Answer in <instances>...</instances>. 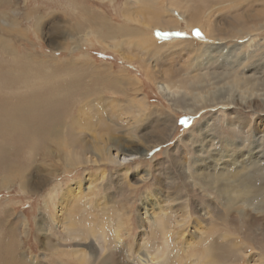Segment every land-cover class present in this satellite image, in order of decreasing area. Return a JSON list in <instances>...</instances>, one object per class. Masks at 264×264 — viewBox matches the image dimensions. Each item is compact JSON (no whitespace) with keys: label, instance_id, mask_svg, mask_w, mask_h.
<instances>
[{"label":"rangeland","instance_id":"374dc122","mask_svg":"<svg viewBox=\"0 0 264 264\" xmlns=\"http://www.w3.org/2000/svg\"><path fill=\"white\" fill-rule=\"evenodd\" d=\"M145 1L0 0V264H68L77 240L64 241L54 222L55 208L60 191L83 181L89 173L105 172L96 195L116 193L121 218L131 228L128 233L122 231V241L106 253L89 240L91 259L84 264H139L134 254L129 258L128 249L133 252L139 234L136 218L141 198L155 191L156 180L163 189L172 187L173 192L172 180L181 179L179 172L191 175L194 185L186 184L182 193L187 195L192 218L207 200L223 204L217 187L207 185L201 190L193 171L203 159V165L215 162L219 168L231 161L227 155L218 161L220 152L237 155L240 149L247 151L256 144L254 126L264 113L246 108L243 101L233 107L232 98L225 97L230 91L227 83H233L234 78L246 95L250 88L257 94L264 92V29H249L264 24V0ZM162 7L171 8L170 12L165 13ZM180 13L185 17L178 18ZM206 16L211 21H206ZM133 27H140L142 36H134ZM202 28L214 31L215 38L207 37ZM240 28L250 34L228 37ZM109 29L115 30V43L109 40ZM145 38L157 49L143 45L141 39ZM200 50L204 51L201 59ZM165 68L169 72L163 77L161 69ZM165 80L174 86L178 81L180 93L163 95L158 87ZM185 89L207 97L196 107L192 97H181ZM249 99L261 105L259 97ZM140 101L146 108L137 116L134 106ZM232 110L242 121L250 120L248 134L230 123L236 116ZM126 123L133 127L131 135ZM55 127L63 141L71 132H81L79 139L89 144V137L112 128L111 138L122 143L114 145L116 150L127 148L131 136L138 139L140 135L157 144L149 155L138 156L124 167L71 165L52 144ZM164 128L165 137L156 139ZM242 137L247 140L239 149L235 143H241ZM259 143L254 153L264 151V137ZM258 163L245 169L254 176L255 195L264 185V159ZM255 206L264 209V193L256 198ZM116 217L112 212L110 224L117 222ZM256 217L264 224V213ZM224 232L227 235L221 242L229 253L221 264H248L255 253L264 256V237L244 218H223L216 233ZM185 258L180 250L174 251L168 264H184Z\"/></svg>","mask_w":264,"mask_h":264},{"label":"bare ground","instance_id":"6f19581e","mask_svg":"<svg viewBox=\"0 0 264 264\" xmlns=\"http://www.w3.org/2000/svg\"><path fill=\"white\" fill-rule=\"evenodd\" d=\"M144 2L146 1L144 0ZM144 2H142L143 5L145 4ZM139 3L137 2L136 4ZM183 3L184 2H182V5ZM142 4L140 7H143ZM145 7L146 6L144 5V9ZM137 8L138 10L136 11L138 16L139 14L138 12L140 8L139 7ZM162 8L165 13L167 12L169 13L171 9L167 7H162ZM194 11H191V13ZM181 13L178 16V18L180 19L185 17ZM185 13L186 12L184 11V14ZM207 16H206V21L209 20L210 18V17L208 18ZM245 16L242 18H245ZM188 19L189 18L187 17V20ZM108 27L111 28V26H109V23H108ZM133 29H135L136 31L134 32ZM249 29H252L253 31H256L257 29L261 30L264 29V24L260 25L258 28L253 26L250 27ZM130 30L131 31L133 30L132 32L135 34L134 36H136L137 34L139 36H142V30L140 27L138 28L133 27ZM202 30L207 33L206 34L207 37L212 39L215 38L214 31L208 32V30H206L205 28H202ZM98 32H101V30H98ZM108 32H110V35L112 36L111 39L109 40L114 41L115 43V41L117 40L115 34H113L115 33V30L109 29ZM128 33L130 32L128 31ZM231 33L232 35L228 34V37L234 35L236 36L246 35L247 33L250 34V31L247 32L245 31L244 28H240L237 30H233ZM127 35H123V36H127ZM105 36H107V34ZM216 39L218 41H222V38H216ZM141 42L143 45H147V46L155 45L153 41L151 42L152 44L151 45L150 40L146 38L141 39ZM154 47L156 48V45ZM205 49H207V47ZM205 49L204 51H206ZM204 51L202 50L198 51L200 52L198 53L199 59L202 58L201 55H203V53L201 52ZM168 72L169 71L166 68L161 69V74L163 77H166ZM238 82L239 81L235 80L234 78L233 83L230 82L227 83V86L230 88V91L228 92L229 95L225 97V100L226 98L227 99L232 98L231 100H229V102H231L233 107H236L239 101H243L247 105L246 108L255 109L256 111H258V113H264V92L262 94H257L254 92L253 88H250L249 90L248 88H246L248 90L247 91L248 95H246V91L243 92L241 90L244 89V87H242V85L241 86L238 85ZM174 85H171V83L165 80L164 82L159 83L158 89L161 92H163V95L165 96L175 97L176 95H178V93H180L178 87V81H177V85L176 86ZM187 86L188 85H186V88ZM237 92H238V96L235 95ZM182 96L183 99L185 98V96L192 97L194 99V102H196L195 104L196 107L199 104H201L203 101H205L204 99H206L207 97L202 95L198 91L191 92L189 91V89H185V92L183 93V95H181V97ZM252 96L259 97L261 99L262 106L256 104L255 101L252 102V100L249 99ZM143 102L144 101L137 102L136 106H134L135 108L137 107L136 108L138 111L137 116H139L143 112V108H146ZM225 102L228 103V101ZM113 104H111L110 102V105L113 106ZM231 114H236V116L233 115L234 120L231 121L230 123L233 125L235 124L239 128V130L244 134H248L249 131L251 130L250 120L242 121V118L239 116V114L236 113L235 110H232ZM126 125L129 128L128 129L129 135H131V132H133V127L130 123H126ZM206 127L207 124L203 125L202 128L204 129ZM254 128H255L254 135L258 136L257 137L258 139L256 140V144L252 145L249 150L242 151L240 149V147H242L244 142L247 140L246 137H242L241 143H235V145L240 149L237 152V155L226 154V152L223 151L220 152L219 156L217 155L218 161L219 160L222 161L221 155L224 156L227 155V157L230 158L231 160L230 162L224 161L225 164H222V166L220 165L221 167L217 168V164L215 162L211 164L203 165L202 163L205 162V159H203L199 167L193 171L197 179L200 180V184H197L199 188L201 190L202 189L204 190L205 186L207 187V185H210L212 189L217 187L216 193L222 196L223 204L216 203L215 201L208 202L209 200H207L206 202H204L205 203L204 205L202 204L203 206L197 205L198 209L197 211H195L196 214H193L194 218H192L187 195L182 193V189H184L186 184L187 185L189 184V186L191 187L192 185H194L193 182H190L191 175L190 174L188 175L185 171L179 172L181 179L176 177L172 180L174 184L173 188H175L173 192L170 191L172 187L170 189L169 188L163 189L161 187L160 181L159 180L155 181V189H154L155 191L152 193L145 194L144 197L141 198V202L139 204L140 209L137 212V218H136L139 227V234L136 238L135 247L134 248L132 247L133 252L130 248L128 249L129 258L133 259L134 256L132 254H134L139 264H168L169 258L173 254V252L180 250V253L181 254L184 253L185 257H187L185 258L186 260L184 264H221L220 262L224 260L229 253V251L225 248V246L222 245L221 242L222 239L226 237L227 233L226 232L216 233V230L220 225H222L223 218L226 217L232 218L234 216H240L244 218L245 223H247L248 226H250V228L254 229L255 231H258L260 235L264 237V224L260 223L256 217L258 216V214L261 215V213H264V209L260 210V206L259 208H256V206L254 207L256 198L257 197L259 198L264 193V185L259 187L258 191L256 189L258 193L260 192V195L258 193H257L258 196L255 195L254 191L252 190L253 188H255L254 187L255 184L252 182L255 180L252 178L254 176L245 173L246 171L245 169L248 166H253L254 164L258 163L260 159H264V157H260L259 154V153L263 154L264 151L254 153L256 149L260 148L261 146V144L259 143L260 139L264 137V114H261L257 118ZM111 130L113 129L111 128ZM111 130L106 132L105 134H103L102 131L101 132L98 131L96 133L97 130H94L96 134H94L92 137H89V142H91V144H89L88 142H84L83 140L79 139L80 135H83V133L81 132L79 133L71 132L70 133L71 139L68 138V139H64L63 141L61 138L62 134L60 133L58 127L57 128L55 127L54 138L52 137L51 141L52 144L55 146L58 154L59 153L62 154L65 161L71 165L90 163V165H94V166L114 165L118 167H124L127 164V162H131L138 156L141 158L143 156L149 155L150 152L154 149L155 145L157 144L156 142L147 141V139L144 140L142 137H140V135L138 136V139L132 138L131 136L129 140H126L127 143H129V146L127 148H124L123 150H116L117 148H115L114 145L116 143H119L118 142L119 140L115 141L111 138L110 134L112 135L114 134V130L113 132ZM165 130H166L165 128L160 129V132H158V134H156L154 137H157L156 139L161 138L162 135L165 137V133H166ZM211 139L214 140V138ZM109 141H112L111 146H108ZM119 144L121 145L122 143ZM225 145L231 146L232 143L225 142ZM182 167L183 164L181 163L180 169L184 168ZM258 171L262 174L261 170ZM105 175L106 174L103 171H100L97 174L89 173L83 181H76L73 184L66 186L64 189L60 191V195H59L60 197L57 200V205L55 208L54 222L58 225V228L61 229L62 234L65 236L64 241L77 240L75 244L76 246H78L71 251L69 257H71L72 259L67 261L68 264L88 263V260L91 259V255L89 253V244H87L89 240H94L98 248L102 251V253H106L114 243H118L122 241L123 233L124 232L128 233L131 228V224L129 225L127 224L126 226V223H124L125 221L123 220V218H121L122 215L118 211L119 207L115 201L116 193L103 192L99 196L96 195L98 190V185L100 184V182L101 183L103 182ZM261 176L264 179V175L262 174ZM255 208L259 209V211H256ZM112 212L117 213V217H116L117 222L115 224H110L111 223L110 216H112ZM128 215L129 214L127 213V216ZM190 219L191 221L188 222V220ZM130 221L131 220H126L127 223H129ZM40 230H44V229H42L41 227ZM122 231L124 232L122 233ZM173 235H175V238L173 237ZM232 246L233 245L231 244V247ZM262 260H264V256H262L259 253H255L254 255L250 256L248 264H257L259 263V261L261 262Z\"/></svg>","mask_w":264,"mask_h":264},{"label":"snow or ice","instance_id":"6c2138e0","mask_svg":"<svg viewBox=\"0 0 264 264\" xmlns=\"http://www.w3.org/2000/svg\"><path fill=\"white\" fill-rule=\"evenodd\" d=\"M177 35H179V34H177ZM197 35L199 36V35H200V33H199V32H197ZM181 123H184V124H186V123H187V120H182V121H181Z\"/></svg>","mask_w":264,"mask_h":264}]
</instances>
